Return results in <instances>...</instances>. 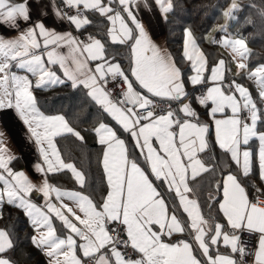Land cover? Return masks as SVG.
<instances>
[{
    "label": "snow or ice",
    "instance_id": "snow-or-ice-1",
    "mask_svg": "<svg viewBox=\"0 0 264 264\" xmlns=\"http://www.w3.org/2000/svg\"><path fill=\"white\" fill-rule=\"evenodd\" d=\"M154 3L170 23L173 0ZM61 5L53 3L49 26L48 13L33 16L28 0H0V110L15 113L38 154L34 180L12 167L19 157L0 133V220L5 206L17 212L0 226V264H21L13 258L19 213L45 264H264V63L250 65L242 34H264V0H229L213 29L219 38L185 26L179 57L155 42L137 0ZM204 40L228 58H211ZM110 43L127 47V66L109 54ZM242 80L254 83L257 98ZM54 86L82 97L77 112H48L37 93ZM91 108L98 117L80 127ZM85 133L99 145V198L58 147L72 138L82 148ZM68 173L71 188L50 175ZM205 185L207 213L197 194Z\"/></svg>",
    "mask_w": 264,
    "mask_h": 264
},
{
    "label": "trees",
    "instance_id": "trees-1",
    "mask_svg": "<svg viewBox=\"0 0 264 264\" xmlns=\"http://www.w3.org/2000/svg\"><path fill=\"white\" fill-rule=\"evenodd\" d=\"M254 2L259 4L260 0H254ZM173 3L176 4V8L169 15V20L171 22L166 23L165 35L167 37V43L170 51L174 56L179 57L182 50L183 28L191 25L198 37L206 32H209L215 24L221 22V18H223L222 8L229 3V0H173ZM240 3L247 6L250 3V0H240ZM248 11L249 9L245 7L237 13L238 21H234L232 23L234 31L239 28L240 23L243 22V19L248 14ZM93 20L97 24L103 23L102 19L98 16H94ZM89 30L96 31L97 29L91 28ZM242 34L248 38V42L252 47L250 65L252 66L258 63H264V34H261L259 30H254L251 27L242 29ZM201 45L204 51L208 53L211 58L215 59L218 56L216 52V50L218 51V45L207 43L205 40L201 42ZM108 51L109 54L115 57L116 60L121 61L124 66H127V47L121 46L118 43H110ZM183 67L187 72L188 66L185 64ZM37 95L49 113L62 110L67 112L69 116L79 110L82 99L79 95H73V92L69 88L62 86H54L48 90L40 91ZM97 117L96 109L91 108L88 121L81 124L80 127H91ZM85 135L87 137V143L82 148L78 144L74 143L72 138L60 140L58 147H60L62 154L66 158L72 159L77 163L78 167L85 171L87 176V186L85 191L93 193L97 195V198H99L98 191H94L103 188V184L101 183V170L97 163L99 145L95 143L93 135H89L87 133H85ZM213 148L216 155L219 156L220 150L218 146L213 145ZM21 164L22 163H20V161L17 162V160L13 162V166L15 168H18ZM50 175L54 177V183L69 188L73 187V183L69 179L70 173L66 175ZM197 194L201 204L204 205V202L208 198L209 189L207 186H204ZM203 210L207 213L208 209L206 205H204ZM5 213L6 218L5 220H0V226H3V224L7 222V213H11L12 217L17 216L16 210L7 206H5ZM18 215L19 219L12 220V223L16 226V233L20 237V242L18 243L16 252L13 254V258L20 260L21 264H45V257L42 253L35 249L25 238V234H31L32 231L26 222V218L22 213H19ZM21 252L29 254L30 258L22 257Z\"/></svg>",
    "mask_w": 264,
    "mask_h": 264
},
{
    "label": "crops",
    "instance_id": "crops-1",
    "mask_svg": "<svg viewBox=\"0 0 264 264\" xmlns=\"http://www.w3.org/2000/svg\"><path fill=\"white\" fill-rule=\"evenodd\" d=\"M137 2L139 4L137 14L139 17L146 21V25H150V31L155 42L162 48L167 49L169 52H171L167 43V37L165 35L166 23H164L161 19V14L159 13L158 5L154 3V0H147V6H145V0H137ZM53 3L56 6H62L61 0H28V4L30 6L33 16L39 15L42 11L48 13L47 16H44L42 18L49 23V26H53L52 22L56 20L53 14ZM21 27H24L23 22H21ZM3 31L4 29L0 27V32ZM217 49L218 51H216L219 52V48ZM96 115H99L97 113V110ZM3 122L7 126L9 132L8 147L11 149L12 152L16 154L17 157H19V159H17V162L20 161V163H22L18 168H15L13 164L12 167L18 170L28 168L29 173L31 175L37 176L32 169V164L37 160L38 154L33 143L28 138L26 126L23 125V123L18 119L14 112H12L11 114H4ZM221 249L223 250L222 243Z\"/></svg>",
    "mask_w": 264,
    "mask_h": 264
},
{
    "label": "rangeland",
    "instance_id": "rangeland-1",
    "mask_svg": "<svg viewBox=\"0 0 264 264\" xmlns=\"http://www.w3.org/2000/svg\"><path fill=\"white\" fill-rule=\"evenodd\" d=\"M238 2L240 3V0H238ZM228 5V4H227ZM227 5L225 6V7H227ZM138 15V14H137ZM237 15V14H236ZM138 18H140L142 21H144V22H146L145 20H143L141 17H139L138 16ZM222 20H221V22H219V23H217V24H215L211 29H210V31L209 32H211V35H214V36H216L217 38H219V36L221 35L220 33H218V32H216V31H213V29H214V27L216 26V25H218V24H223L224 23V18H221ZM234 21H230L229 22V25H230V27H229V31L230 32H235L234 30H233V28H232V23H233ZM207 42H209L208 40H206ZM201 46V45H200ZM248 46H249V48L251 49V52H252V47H251V45L249 44V42H248ZM202 47V46H201ZM218 48H219V55L216 57V58H219L220 56H223V57H225V58H228V56H229V52H228V50H226V49H224L223 47H221V46H219L218 45ZM203 49V48H202ZM217 52V51H216ZM217 54H218V52H217ZM215 58V59H216ZM256 65V64H255ZM255 65H252V66H255ZM235 71V66L233 65V72ZM240 82H242L246 87H248L251 91H252V94H253V97L254 98H257V93H256V89H255V87H254V83L252 82V81H248V80H242V81H240ZM11 114L12 112L11 111H2V110H0V133H3L4 134V139H5V143L7 144V146H9V143H8V136H9V132H8V128H7V126L4 124V122H3V115L4 114ZM229 114H230V110H229ZM213 130V134H214V125H213V128H212ZM257 146H258V142H257ZM23 170H25L28 174H29V176L30 177H32L34 180L35 179H38V176H33V175H31L30 173H29V170H28V168L27 169H25V168H23Z\"/></svg>",
    "mask_w": 264,
    "mask_h": 264
},
{
    "label": "built area",
    "instance_id": "built-area-1",
    "mask_svg": "<svg viewBox=\"0 0 264 264\" xmlns=\"http://www.w3.org/2000/svg\"><path fill=\"white\" fill-rule=\"evenodd\" d=\"M246 248H250L251 246L250 245H245Z\"/></svg>",
    "mask_w": 264,
    "mask_h": 264
}]
</instances>
